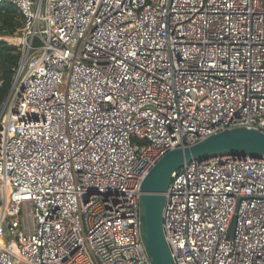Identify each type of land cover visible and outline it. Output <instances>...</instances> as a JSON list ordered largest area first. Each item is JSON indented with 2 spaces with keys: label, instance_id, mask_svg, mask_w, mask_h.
Masks as SVG:
<instances>
[{
  "label": "built area",
  "instance_id": "obj_1",
  "mask_svg": "<svg viewBox=\"0 0 264 264\" xmlns=\"http://www.w3.org/2000/svg\"><path fill=\"white\" fill-rule=\"evenodd\" d=\"M0 264H151L142 183L170 150L264 131V0H0ZM3 80L0 79V86ZM176 264H264V156L193 159L165 192Z\"/></svg>",
  "mask_w": 264,
  "mask_h": 264
},
{
  "label": "water",
  "instance_id": "obj_2",
  "mask_svg": "<svg viewBox=\"0 0 264 264\" xmlns=\"http://www.w3.org/2000/svg\"><path fill=\"white\" fill-rule=\"evenodd\" d=\"M221 154L264 156V131L228 128L167 152L145 177L140 196L141 234L151 264H176L164 231L166 194L173 173L193 159Z\"/></svg>",
  "mask_w": 264,
  "mask_h": 264
},
{
  "label": "trees",
  "instance_id": "obj_3",
  "mask_svg": "<svg viewBox=\"0 0 264 264\" xmlns=\"http://www.w3.org/2000/svg\"><path fill=\"white\" fill-rule=\"evenodd\" d=\"M23 24V15L9 2L0 4V37L13 35ZM20 50L5 39H0V105L5 100L14 77V68L20 60Z\"/></svg>",
  "mask_w": 264,
  "mask_h": 264
}]
</instances>
